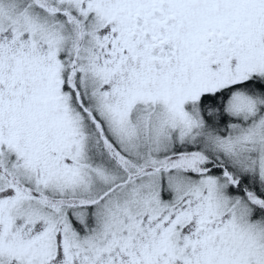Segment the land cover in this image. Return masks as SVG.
Segmentation results:
<instances>
[{
  "label": "snow or ice",
  "instance_id": "snow-or-ice-1",
  "mask_svg": "<svg viewBox=\"0 0 264 264\" xmlns=\"http://www.w3.org/2000/svg\"><path fill=\"white\" fill-rule=\"evenodd\" d=\"M0 264H264V0H0Z\"/></svg>",
  "mask_w": 264,
  "mask_h": 264
}]
</instances>
